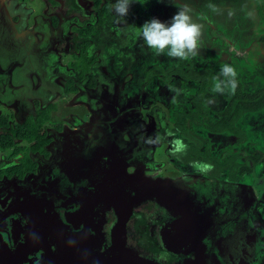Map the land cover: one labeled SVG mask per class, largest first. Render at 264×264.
Segmentation results:
<instances>
[{"label": "rangeland", "instance_id": "rangeland-1", "mask_svg": "<svg viewBox=\"0 0 264 264\" xmlns=\"http://www.w3.org/2000/svg\"><path fill=\"white\" fill-rule=\"evenodd\" d=\"M25 1L28 8L34 9V14L41 15L42 10L46 8L43 0ZM85 1L91 3V0ZM109 1L113 9L116 0ZM17 3L21 4V0ZM185 4L191 9L190 15L193 22L203 25L201 47L195 58L177 60L167 55L156 56L142 39L137 42L134 40L128 47L121 45L119 40L115 47L123 46L120 49L111 48L107 51L104 46L94 48L97 56L100 57L98 61L103 63L93 68L97 77L105 75L112 49L115 54L121 53L123 57L125 55L129 57L123 69L117 68L121 72L120 78H116V81L122 85L120 87L122 95H125V99L128 97V100L124 98L122 100L120 97V104L125 101V105H129L132 99L133 104H131L139 106L142 110L139 114L146 116L145 122L148 121L147 114L153 111L152 119L156 128L149 135L154 134V141L157 138L159 140L155 142L154 151H150L146 143L145 148L143 145H138L137 139L143 138L144 133L136 131L132 133L133 135L130 134L126 128L128 126L126 120L122 119L117 123L109 122L110 124L103 123V117H106L103 110H93L86 102L74 104L85 107L84 109L92 114V118L98 120L96 122L98 143L97 145L89 144L91 145L89 146L85 144L87 134L70 132L71 137L79 135L82 143L74 153H66L65 158L72 168L75 161L78 163L74 166L77 173L87 170H93L95 173L89 175V178L88 176L83 178L75 189L74 183L64 178L68 172H60V187L68 186L71 191H63L68 195L60 198V209L58 208L57 211L60 210L61 220L69 222V227L72 229L75 226L70 221L79 219L80 224L74 231L81 236V239L87 237L88 240L86 244L68 249L62 248L61 244L59 247L57 244V250L62 258L56 260L54 264H80L86 259L88 264H118L119 262L156 264L154 260H143L128 250L115 249L109 244L108 226H105L107 214L104 211L99 212L98 209H89L87 205L83 207L79 200L82 186L89 192L87 195L90 199L95 194L101 197L103 194H109L107 200L117 193L119 197L127 199L130 204L135 201L127 198L129 189L135 186L139 190L148 191L147 195H154L157 201L153 208L164 213L166 217L171 215L176 217L178 220L176 225L183 226L181 233L189 232L193 236L192 252L201 255L200 264H235V258L243 255V249L250 248L249 245L253 243L258 223L255 217L257 210L255 199L258 198V194L259 196L261 194V200L264 199V158L254 167L252 174L245 175L238 182L230 181L227 171H223L217 178H211L210 175L204 176L202 169L210 168L204 162L207 155L226 160L233 154L240 153L241 156L237 161L243 162L255 150L264 153V111L247 113L239 120L238 125L246 134L245 142L241 144H238L236 137L228 132L211 133L206 124L200 121H188L189 128L186 131H174L173 129H177L178 125L176 113H186L196 107L194 97L198 93L199 83L192 80L185 81L179 74L171 75V70L181 69L185 73L191 70L214 72L211 84L205 93L203 110L207 118L215 122L219 117L218 113L233 93L230 88H225L223 93L213 91L218 82V76L220 81H224V77L219 74L225 64L235 68L236 76L241 78L245 89L252 91L262 84L258 71L264 69V18L260 16L259 8L264 9V0H163V2L134 0L128 15L124 18L128 26L121 25L122 19L115 15L118 20L111 24V28L112 31L121 28L123 31L136 32L146 21L153 18L170 23L178 8ZM210 5H214L217 11H213ZM89 9L94 10L92 5ZM27 28L29 29L30 26L28 25ZM112 38H115L114 34ZM93 52L94 50H91L90 54ZM64 58L67 60L69 57ZM102 101L105 107L109 109L112 107L114 111L118 109V103H109L106 98H102ZM59 104L60 119L62 115L72 110V116L67 118L73 120L77 116L74 114L75 106L72 105L71 100L60 98ZM131 117L130 123L133 122L135 130L141 129L142 123L139 118ZM66 121L69 122V120ZM176 141H181L182 145H177ZM124 142L128 143L129 147L122 150ZM191 146L198 151L197 161L183 163L174 155L175 152L185 151ZM136 148L144 160L146 157L143 155L146 154L151 156L152 161L160 164L161 169L156 171V175L160 177L151 179L135 176V171L140 168L139 161H142L136 156L134 151ZM170 154L177 159H172ZM191 156L194 158L196 154L192 152ZM55 159L59 163L62 162L59 156ZM25 160H28L27 156ZM60 169L59 166L56 167L57 175ZM152 174L151 170L146 171L147 176ZM170 177L174 180L167 179ZM43 178H36L37 180H33L32 184L27 180L23 181L24 183L21 184L25 188L22 191H16L17 185L10 187L6 195H3L4 189L0 191V212L4 210L6 203L11 207H8V211L6 210L8 216L3 217L2 220L10 221V212L19 215L30 203L44 202L45 198L51 196L44 192L49 190V186L42 180ZM100 185L105 187L104 191L100 190L102 187ZM84 195L81 194V196ZM67 197L69 202L65 204L64 200L68 199ZM92 215L96 216L97 221L94 229L91 226ZM39 221V218H31L32 229L36 230V223ZM44 222L49 223L48 220ZM4 224L6 223L0 222V230L7 232ZM260 240L259 237L258 245ZM70 253H78V259L68 262L66 256ZM49 263L50 261L47 260L43 264Z\"/></svg>", "mask_w": 264, "mask_h": 264}, {"label": "flooded vegetation", "instance_id": "flooded-vegetation-1", "mask_svg": "<svg viewBox=\"0 0 264 264\" xmlns=\"http://www.w3.org/2000/svg\"><path fill=\"white\" fill-rule=\"evenodd\" d=\"M17 2L18 0H0V141L1 135L11 134L8 128L15 129L19 125L33 123L42 110H50V119L30 139L10 136V139L12 138L10 145L3 146L0 143V191L4 189L3 195H6L10 191L9 188L16 185V191H22L25 188L21 184L24 183L23 181L27 180L32 184L33 180H37L36 178L44 177L42 180L49 186V190L44 192L51 196L45 198L44 202L30 203L19 215L10 212V221L2 220L3 217L8 216L10 205L6 203L4 212H0V222L6 223L3 226L7 231L0 230V264H43L47 260L50 261L49 264H54L56 260L62 258L57 250V244L68 249L86 244L88 240L87 237L81 239V236L74 231L80 224L79 219L75 221L70 219L75 226L72 229L69 227V222L61 220L60 210L57 211L58 208L60 209V198L68 195L63 191H71L68 186L60 187V172H68L64 178L70 179L75 189L83 178L87 176L89 178V175L95 173L93 170L77 173L74 166L78 163L75 161L72 168L65 158L66 153H74L82 143L79 135L71 137L70 132L87 134L85 144L98 143L96 136L98 120L92 118V114L84 109L85 107L74 104L86 102L93 110H103L106 116L103 117V123L126 120L128 125L126 128L130 134L136 131L144 133L143 138L137 139L138 145H143L145 148L146 143L150 151H154L156 143H148L149 140H155L154 134L152 136L149 134L156 126L152 119L153 111L147 114L148 121L145 122L146 116L139 114L142 110L139 106L132 105V99L129 105H125V101L120 104V97L123 100L125 95H122L120 88L122 85L116 81V78H120L121 72L117 68L123 69L129 57L126 55L123 57L121 53L115 54L113 49H120L123 47L121 45L128 47L134 40L139 41V38L136 37V32L129 30L123 31L120 28L112 31L111 24L118 19L113 13L111 1L91 0L89 4L85 0H43L46 8L42 10L41 15L34 14V9L28 8L26 1L21 0V4ZM90 5L94 10L89 9ZM105 5H109V8H104ZM16 17L18 18L15 19ZM121 21V25L128 26L126 20ZM113 34L115 38H112ZM119 40L121 45L116 48L115 44ZM102 46L107 51L113 49L108 58L105 75L97 77L93 68L103 63L98 61L100 57L97 56L94 48ZM83 47L85 59L89 63V71L81 78L82 69L78 63ZM91 50H94L93 54H90ZM65 56L69 58L66 60ZM74 87L77 88L76 91L72 90ZM60 98L71 100L72 105L75 106L74 114L77 116L73 120L67 118L72 116L73 110L62 115L60 119ZM102 98H106L107 102L112 104L118 103V109L114 111L112 107L110 109L105 107ZM126 99L128 100V97ZM131 116L139 118L142 123L141 129L135 130L133 122L130 123ZM33 145L37 146L35 151L32 149ZM127 147L129 144L124 142L122 150ZM137 148L134 151L137 158L142 161H139L140 168L135 171V176L151 179L160 177L156 175V171L161 169L160 164L152 161L150 155H143L146 157L144 160ZM170 155L172 159H177V156ZM26 156L31 162L25 160ZM57 156L62 160L61 163L56 161ZM56 165L61 168L58 175L55 173ZM27 166L31 169L25 168ZM24 169L26 171H23ZM147 170H151L153 174L147 176ZM204 172L202 169V174ZM100 186H102L100 190L104 191L105 187ZM85 190L82 186L81 194L86 196L80 194L79 200L83 207L87 205L89 209H98L99 212L104 211L107 214L105 226H108L109 244L112 245V231L118 220L112 202L113 196L106 200L109 194H103L102 197L95 194L90 199L87 195L89 192ZM147 192L135 186L127 192V198H132L135 202L130 204L126 200L127 205L132 207V215L126 224L124 251L128 250L146 261L154 260L156 264H200L201 255L192 252L193 236L189 232L180 234L183 226L176 225L177 218L172 215L166 217L164 213L154 209L156 198L154 195H147ZM257 197L255 199L257 210L255 209L256 215L254 214L258 221L256 235L253 243L249 245L250 248L243 249L244 254L235 258V264H264V199L261 200V194ZM64 202L68 204L69 198ZM34 210L37 211V218L40 219L36 223V230L32 229L30 223L31 218L35 219ZM97 216L99 217L100 214ZM44 220L49 221L45 223L46 227H42ZM96 224V216L92 215L93 229L96 228ZM165 224L167 229H162ZM145 229L149 231L148 237L143 236ZM259 237L260 245H258ZM78 256V253H70L66 258L69 262L77 260ZM86 261L87 259L80 264H88Z\"/></svg>", "mask_w": 264, "mask_h": 264}, {"label": "trees", "instance_id": "trees-1", "mask_svg": "<svg viewBox=\"0 0 264 264\" xmlns=\"http://www.w3.org/2000/svg\"><path fill=\"white\" fill-rule=\"evenodd\" d=\"M104 8H109V5H105ZM259 14L262 18H264V9L259 8ZM83 47L81 50V58L79 60L78 65L81 66V78L86 76L89 71V63L86 61L84 56ZM179 74L183 77L185 81L192 80L194 82H198L199 88L196 97H194V102L196 103V107L193 110H190L186 113H176L177 120V129L174 128V131H186L189 127L187 126L188 121H200L206 124L209 131L213 134H220L228 132L236 137V142L241 144L245 142L246 134L245 131L238 125L239 120H241L244 115L247 113H260L264 111V69L258 71L260 78L262 79V84L260 87L249 91L245 89L244 84L241 81L239 76H236L237 86L235 91L228 97L227 102L224 108L218 113V119L215 122L210 121L207 118L206 113L203 110V102L205 99V93L209 88L212 78L214 76V72L212 70H201L198 72H193L192 70L189 73H185L181 69L171 70V75ZM228 79L224 77V81L226 82ZM73 87V86H71ZM73 91H76L77 88H72ZM202 119L200 120V117ZM50 119V110L45 109L39 112L38 118L31 124H23L17 126L15 129H7L10 130L11 134L7 133L6 135H1L0 143L3 146L10 145L12 138L10 136H15L19 138H32L34 133L42 127L48 120ZM9 144H6L7 142ZM33 151L37 149V146L33 145ZM194 152L196 157H192L191 153ZM175 156L179 157L181 160L185 162H195L199 159L198 151L193 148H186L185 151H178L174 153ZM208 156V157H207ZM204 158V162L209 165V169H204V175H210L212 178H217L223 171L228 172V179L232 182H238L245 175L253 173L254 167L259 164L264 158V153L260 150H255L251 154L246 157V160L243 162L237 161L240 153L233 154L226 160H220L217 157L207 155ZM208 158V160H207ZM24 160V159H23ZM28 162H31L28 159ZM27 169H31L28 166L25 167ZM23 169V167H22ZM23 171H26L24 169ZM149 231L145 229L144 237H148Z\"/></svg>", "mask_w": 264, "mask_h": 264}, {"label": "clouds", "instance_id": "clouds-1", "mask_svg": "<svg viewBox=\"0 0 264 264\" xmlns=\"http://www.w3.org/2000/svg\"><path fill=\"white\" fill-rule=\"evenodd\" d=\"M133 2L134 0H116L113 6L115 15L124 19L128 15ZM160 2H163V0H160ZM210 7L213 11H217L214 5H210ZM190 13V7L186 4L182 5L178 8L170 23H164L153 18L138 28L135 35L137 38L142 39L147 48L152 50L156 56L167 55L177 60L195 58L201 47L203 25L193 22ZM219 75L230 79L226 82L220 81L218 76V82L215 84L213 91L223 93L225 88H230L234 92L237 86L235 68L225 64ZM158 140L159 138L156 141L149 140L148 143H155ZM175 143L182 145L181 141Z\"/></svg>", "mask_w": 264, "mask_h": 264}, {"label": "water", "instance_id": "water-1", "mask_svg": "<svg viewBox=\"0 0 264 264\" xmlns=\"http://www.w3.org/2000/svg\"><path fill=\"white\" fill-rule=\"evenodd\" d=\"M126 200L127 199H123L119 197L117 193L114 194L112 197V202L114 204V208L118 215L117 223L115 224L113 231H112V247L115 249L124 250L126 247V224H127L128 219L132 215V207L130 205H127ZM34 213H37V211L34 210ZM37 216L38 214H34L35 218H37ZM45 223L46 222L43 223L44 227H46ZM166 227L167 225L165 224L162 229H167ZM181 230L182 229H180V231ZM179 233L182 234L181 232ZM118 264H123V262H119Z\"/></svg>", "mask_w": 264, "mask_h": 264}, {"label": "crops", "instance_id": "crops-1", "mask_svg": "<svg viewBox=\"0 0 264 264\" xmlns=\"http://www.w3.org/2000/svg\"><path fill=\"white\" fill-rule=\"evenodd\" d=\"M36 214V213H35ZM47 232V231H46ZM44 237L46 238V236L44 235ZM54 260V259H53Z\"/></svg>", "mask_w": 264, "mask_h": 264}]
</instances>
